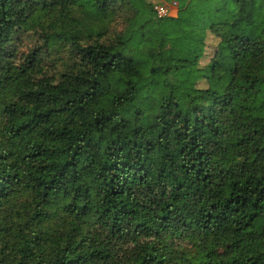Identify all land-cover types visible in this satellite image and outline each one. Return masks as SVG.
Returning <instances> with one entry per match:
<instances>
[{"label": "trees", "instance_id": "16d2710c", "mask_svg": "<svg viewBox=\"0 0 264 264\" xmlns=\"http://www.w3.org/2000/svg\"><path fill=\"white\" fill-rule=\"evenodd\" d=\"M118 2L115 39L63 36L75 70L17 61L39 8L99 22ZM132 2L0 0V264H264V0Z\"/></svg>", "mask_w": 264, "mask_h": 264}, {"label": "rangeland", "instance_id": "374dc122", "mask_svg": "<svg viewBox=\"0 0 264 264\" xmlns=\"http://www.w3.org/2000/svg\"><path fill=\"white\" fill-rule=\"evenodd\" d=\"M43 1V0H38ZM49 1V0H46ZM133 1V2H132ZM154 4L164 2L170 4L172 1L178 2V7L172 11L171 16H177L179 11V0H149ZM131 4L138 6L139 0H131ZM126 3H116L115 13L112 18L96 20H89L86 14L80 11L69 13L66 18L62 17L60 9L45 10L39 8L31 16L30 27L18 33L17 39L14 42L17 61L22 57L28 55L35 49H40L43 52L41 58L43 60L42 66L44 70L50 75H57L75 70L78 54L71 46V42L66 40L63 36L67 33L68 37H79L82 43L93 40L95 34L102 31L104 33L103 39H115L119 32L124 31L128 25V18L131 16L130 6ZM52 22L51 28L50 23ZM59 34L62 38H58ZM93 35L89 37V35ZM219 42V38L209 33L206 42V49L204 56L200 60V66H205L214 55V51ZM164 76L158 75L155 77V84L152 85L148 94L153 98L162 99L170 93L169 86L163 83ZM201 86H204V81H200ZM137 102L143 101V96L139 95L136 98Z\"/></svg>", "mask_w": 264, "mask_h": 264}, {"label": "built area", "instance_id": "2783aa9c", "mask_svg": "<svg viewBox=\"0 0 264 264\" xmlns=\"http://www.w3.org/2000/svg\"><path fill=\"white\" fill-rule=\"evenodd\" d=\"M178 7L177 1H172L170 4L159 2L154 4V9L158 17L163 18L172 15V11Z\"/></svg>", "mask_w": 264, "mask_h": 264}]
</instances>
